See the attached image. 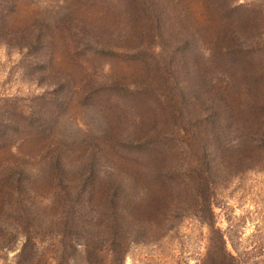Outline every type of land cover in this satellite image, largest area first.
<instances>
[{"label":"trees","instance_id":"trees-1","mask_svg":"<svg viewBox=\"0 0 264 264\" xmlns=\"http://www.w3.org/2000/svg\"><path fill=\"white\" fill-rule=\"evenodd\" d=\"M13 4L0 0V45L39 87L0 98V151H39L36 170L0 159V232L21 218L17 256L33 252L28 229L54 225L62 250L78 241L90 264L108 240L122 264L130 242L154 240L197 197L212 216L215 179L264 156V1L199 0L200 19L186 0H62L19 29L4 20ZM110 57L132 71L100 74L92 58ZM74 104L84 128L64 132ZM243 105L252 120H232Z\"/></svg>","mask_w":264,"mask_h":264},{"label":"rangeland","instance_id":"rangeland-1","mask_svg":"<svg viewBox=\"0 0 264 264\" xmlns=\"http://www.w3.org/2000/svg\"><path fill=\"white\" fill-rule=\"evenodd\" d=\"M61 1L14 0L12 9L4 16V20L12 29L25 28L33 23L35 16L44 15L51 18ZM186 1L194 15L203 19L199 0ZM236 1H251L254 7H259L257 5L264 0ZM259 45H264V40ZM18 57L14 51L6 55L0 45V98L14 94L24 95L39 90L38 86L30 82L18 80ZM55 58L58 59V56L55 55ZM92 62L101 68L100 74L103 73L104 76L105 74L108 76L128 74L132 71L129 65L112 57L101 60L92 58ZM263 78L264 76L260 75L262 83ZM215 84H218V81ZM244 96L241 95L240 98L245 100ZM260 103L264 104V96L260 99ZM244 107L245 105L241 106L240 112L242 115L244 112V116H247ZM69 111L72 112V116L65 118L64 132L69 130L70 133H78L84 128L80 121L83 112L78 104H74ZM251 111L253 112L254 109L251 108ZM260 113H264V109L260 110ZM91 114L92 118L87 115L83 120H104L99 119L95 113ZM232 117V120H252L251 117L248 119L249 116L246 119L236 115ZM184 136L186 137L185 134ZM14 150L15 147H10L3 152L0 151V159L3 158L9 165L18 163L27 170L37 169L39 151H36L32 144L18 147L17 158L10 154ZM245 162H241L240 167L233 173L230 172L225 177L215 179L211 196L213 217L204 207L201 199L197 197V203L187 205L188 207H184L177 213L178 216L171 219L174 227L164 230L152 241L130 242L123 252L122 264H233L226 250L239 258L240 264H264V156L258 158V155H254L252 158L245 159ZM51 200V194H48L43 197L42 203L47 204ZM46 212L50 214L51 222L58 223L56 216H53L49 210ZM7 217L10 224L0 232V264H64L65 261L87 264L82 250H79L78 241L73 243L76 250L61 249L58 227L54 225L28 229L29 241L33 242L31 248L33 252L17 256L18 247L23 240V229L16 219L21 218L12 213H9ZM164 220L170 222L168 218ZM215 228H219L223 233L226 241L225 251L221 247ZM111 246L108 240L96 246L95 250L88 255L90 264H119Z\"/></svg>","mask_w":264,"mask_h":264}]
</instances>
